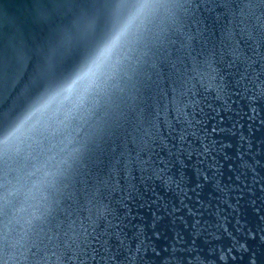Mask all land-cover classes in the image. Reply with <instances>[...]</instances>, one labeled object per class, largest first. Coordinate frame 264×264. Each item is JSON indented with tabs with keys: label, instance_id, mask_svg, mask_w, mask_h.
I'll return each mask as SVG.
<instances>
[{
	"label": "water",
	"instance_id": "1",
	"mask_svg": "<svg viewBox=\"0 0 264 264\" xmlns=\"http://www.w3.org/2000/svg\"><path fill=\"white\" fill-rule=\"evenodd\" d=\"M175 2L184 5L174 10V16L185 25L179 33L170 29L171 38L176 41L173 47L181 57L176 91H170L160 99L158 108L150 111L145 122L132 130L129 140L155 138L153 142L159 144L161 134L168 136V148L187 160L191 165L188 172L194 176L198 161L204 160L205 164L201 167H206L208 163L216 162L212 161L213 156L219 160L221 143L230 139L234 147L227 151L233 158L225 163L235 167L231 171L227 167L222 169L224 175L220 188L206 187L201 193L202 203L197 204L194 200L190 202L199 215L189 216L187 209L174 214L177 217L184 216L187 221L182 224L177 220L175 229H183L186 239L188 234L195 236V245L176 240L175 232L170 231L167 241L157 242L159 247H169L168 252H162L157 259L149 251L141 259L136 256L138 238L132 236L133 230L124 228L128 237L119 249L114 247L117 254L115 264H165L167 259L168 264H175L170 258L177 255L184 258L185 264H249L250 259H255L256 264H264V55L253 54L255 44L245 38L244 47L249 60L240 66L226 91L218 94L222 81L216 66L222 67V61L231 58V42H226L223 49L217 45L212 55L206 53L198 59H192L200 51L202 39L192 22L200 17L201 12L207 14L208 10L196 9L185 3V0ZM233 2L239 5L242 0ZM55 3L56 0H0V130H9L33 105L46 97L73 68L84 51L85 44L80 40H76L70 49L58 43L59 37L53 27L55 24H69L71 14L56 8ZM40 11L49 13L52 21L42 22ZM214 11L238 14L240 8H217ZM261 12H264V8L256 10L257 15ZM103 19L102 16V23ZM256 36L264 44V32L257 29ZM190 37H194V40ZM236 38L241 39L239 35ZM144 70L155 73L151 63L146 64ZM82 90L79 87L69 98L53 100L47 108L32 116L25 126V132L11 142L9 154L12 168L24 165L27 171L35 159L59 152L66 137L74 134L75 129L85 122L86 109L92 107L90 96L85 104H81ZM211 108L217 111L223 109L221 114L229 117L221 127L231 128L233 123L243 127L232 128L235 135L227 131L212 134L206 119L202 124L199 123L200 110L210 112ZM169 121L171 127L168 126ZM157 124L162 128V133L158 131ZM205 126H208L207 131L203 130ZM241 134L248 139L241 142ZM249 141L251 148L248 147ZM205 146L210 149L208 153H204ZM238 151L244 153L242 158H237ZM167 154L166 150L163 155ZM175 172L173 169L170 174ZM236 175L241 179H234ZM15 176L16 172L11 171L10 180L14 181ZM229 176L233 179H229ZM116 180L120 182V191L112 192L110 188H104L102 195L91 202L82 195L79 204L73 206L76 211L54 214L47 223L38 225L27 235L24 221L28 213L19 211L25 204V198L21 191L13 193L9 197L8 208L0 212V259L6 258L8 264H78L71 257L76 255L82 258L85 254L82 250L89 247L87 241L94 240V235L109 220L115 223L119 218L112 213L114 209L122 213L119 201L129 191V184L134 186L132 195L137 204L160 199L161 204L166 203L170 210L171 204L175 203L179 207V201L183 199V193L176 190L175 185L170 190L165 188L162 179H156L151 168L141 171L134 167L131 176L121 171L119 176L110 181L113 187ZM69 191L64 189L62 193L65 204ZM241 192L242 199L238 195ZM238 200L239 207H236ZM44 203H53L51 195ZM95 218L99 225L95 229L96 233L91 222ZM196 220L200 223L195 224ZM125 224H128V220L119 227ZM165 224L168 228L173 227L170 221ZM109 231L115 232V228ZM252 233L255 238H250ZM111 240L115 246V236ZM245 240L249 243V250L228 252L232 245ZM173 245L187 251L174 253L171 251ZM232 255L242 259L233 261ZM222 256L226 259L222 260Z\"/></svg>",
	"mask_w": 264,
	"mask_h": 264
},
{
	"label": "snow or ice",
	"instance_id": "2",
	"mask_svg": "<svg viewBox=\"0 0 264 264\" xmlns=\"http://www.w3.org/2000/svg\"><path fill=\"white\" fill-rule=\"evenodd\" d=\"M157 2L184 6L175 0H132L131 3L129 0H56L54 5L56 8L64 9L71 14L70 28L69 24H55L53 27V31L59 37L58 43L61 47L70 49L76 40H80L85 44L84 51L73 68L46 97H42L33 105L9 130H0V212H3L6 200L4 193L12 181L10 172H16L14 181L18 184L23 183L27 174L24 165L11 167L9 153L12 140L22 135L32 116L47 108L53 100L67 99L79 87L83 89L81 104L86 103L87 97H92V107L85 111V122L75 129L74 134L67 136L64 146L52 155L51 159L54 162L51 166L45 165L46 171L41 176V183L47 186L53 203H46L47 211L40 217L25 219V235L38 225L47 223L54 214H71L76 211L73 206L79 204L82 195L91 202L102 195L104 188H110L112 192L120 191L119 180L115 181L114 187L110 181L119 176L121 171L124 175L131 176L134 167L141 171L151 168L156 179H162L165 188L170 190L172 185H175L176 190L183 193L179 207L173 203L169 210V206L166 203L161 204L160 199L137 204L132 195L134 186L129 184V191L124 193L123 199L119 201L123 208L122 213L113 210L112 214L119 217L115 223L109 220L106 226L96 233L95 229L99 226L97 218L91 220L94 225L93 232L96 233L95 239L87 241L89 247L82 250L85 253L82 258L76 255L71 257L78 264H115L117 254L114 247L119 249L128 237L124 228L133 230L132 236L138 238L135 249L136 256L141 259L147 256L149 251L157 259L162 252H168L169 247H159L157 242L167 241L170 231L175 232L176 240L195 245L197 243L195 236L188 234L186 239L183 229H175L177 220L182 224L187 221L184 216L177 217L174 214L187 209L189 216L199 215L191 207L190 202L194 200L197 204L202 203L201 193L206 187L220 188L224 175L222 169L227 167L231 171L235 167L231 163H225L233 158L227 151L234 147L230 139H225L221 143L219 160L213 156L212 161L216 162L208 163L206 167H201L205 164L204 160L198 161L194 176L188 172L191 165L187 160L182 155H175L168 148L170 143L168 136L161 134L159 144L153 142L155 138L129 140L132 130L145 122L150 111L158 108L160 99L167 96L170 91H176L181 57L173 47L176 41L171 38L170 29L179 33L185 25L174 16L170 23L162 27L145 24L132 32L131 28L137 19V16L133 15L120 26L108 43L98 50L96 45L108 31V17L112 9L130 4L149 7ZM185 3L196 9L208 10L207 14L201 12L200 17L192 22L202 37L200 51L192 59H198L206 53L212 55L217 45L223 49L226 42H231L229 48L231 58L222 61V67L216 66L222 81L218 94H222L232 78L236 77L240 66L249 60L244 47L245 38L255 44L253 54L264 55V51H261L264 44H261L256 36L257 29L264 32V12L256 14L257 9L264 8V0H242L239 5L233 0H185ZM235 7L240 8L238 14H221L214 11L217 8L230 10ZM39 17L45 23L52 21V16L45 11H40ZM237 35L241 39H237ZM190 39L194 40V37ZM117 48L121 49L118 55ZM137 52L139 55H134ZM149 63L155 69L154 74L144 70V66ZM222 111L223 109L217 111L211 108L210 112H204L201 109L199 123L202 124L206 119L212 134L227 131L235 135L232 128H242L243 125L233 123L231 128L221 127L220 125L229 119L221 114ZM167 123L171 127V122ZM208 126L203 130L207 131ZM157 129L162 133L159 124ZM180 139L183 140L184 137L181 136ZM247 139L248 137L243 134L240 135L241 142ZM248 147H252L250 141ZM166 150L168 154L163 155ZM209 151L210 149L205 146L204 153ZM243 155L242 151L236 153L237 158H242ZM173 169L176 170L175 174H170ZM228 178L233 179L231 176ZM234 179L240 180L241 177L236 175ZM64 189L70 190L66 204L62 195ZM238 195L242 199L243 193ZM239 203L238 200L236 207H239ZM125 220H128V224L119 227ZM166 221H170L173 227L168 228ZM199 223V220L195 221V224ZM112 228H115V232L109 231ZM85 234L87 235L86 229ZM113 236L116 238L115 246L111 240ZM250 238H255V234L252 233ZM237 249L249 250L248 241L237 242L228 249V252L232 253ZM171 251L175 253L187 249H178L173 245ZM238 258L242 259L237 255L231 256L233 261ZM170 259L174 260L175 264H185L184 258L178 255ZM221 259L224 260L226 257L222 256ZM0 264H3V259H0ZM165 264H168V259ZM249 264H256L255 259H250Z\"/></svg>",
	"mask_w": 264,
	"mask_h": 264
},
{
	"label": "clouds",
	"instance_id": "3",
	"mask_svg": "<svg viewBox=\"0 0 264 264\" xmlns=\"http://www.w3.org/2000/svg\"><path fill=\"white\" fill-rule=\"evenodd\" d=\"M178 6L175 4H170L166 2H157L149 7H141L139 4H130L123 7H116L112 9L108 17V31L103 38H101L96 48L97 50L103 47L111 37L119 30L120 26L124 24L130 16L136 15V23L132 26L131 31L135 32L138 27H142L145 24L164 26L171 22V19L175 15V9ZM126 9V11H123ZM71 27V24L68 25ZM121 49H116V54H120ZM94 54V53H93ZM90 59V56L88 57ZM79 67V65H77ZM51 156H46L42 159H35L32 167L27 170V174L23 180L22 184L16 183V181H11L6 189L4 195L6 200L3 204V210L7 209L10 205L9 197L17 191H21L25 198V204L19 209V211H24L28 213L29 217H40L46 211V203L49 198V193L47 186L41 183V176L45 173V165L49 167L54 162ZM7 231V224L4 225ZM3 264H8V260L3 259Z\"/></svg>",
	"mask_w": 264,
	"mask_h": 264
}]
</instances>
